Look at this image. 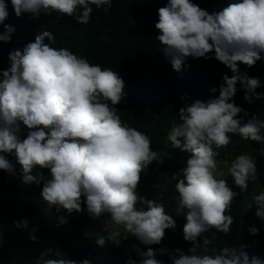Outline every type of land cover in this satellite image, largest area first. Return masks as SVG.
I'll return each mask as SVG.
<instances>
[{"label": "clouds", "instance_id": "1", "mask_svg": "<svg viewBox=\"0 0 264 264\" xmlns=\"http://www.w3.org/2000/svg\"><path fill=\"white\" fill-rule=\"evenodd\" d=\"M16 17L41 13L74 17L76 23L90 22L93 7L105 13L112 0H11ZM5 0H0V42L9 43L16 29L4 24L9 16ZM155 38L171 68L182 73L189 58L217 61L230 69L222 75L219 87L211 93L218 96L207 101H186L179 109V123H174L167 139L174 149L190 153L184 167L171 173L175 181L173 201L178 216L185 218L183 239L191 243L187 253L180 248L153 249L160 245L166 230L175 231L176 220L166 213L161 193L149 199L140 192L141 173L159 159L150 138L123 123L117 105L126 101L124 81L119 74L64 47H53L56 37L43 30L33 41L10 50L8 67L0 69V170L25 186L41 187L40 196L50 212L53 206L69 215L86 206L100 231L97 246L117 247L129 236L135 237L147 250L135 247L138 261L128 256L126 264H164L158 255H167L171 264H264L258 256H249L248 245L223 247L207 253L213 243L205 233L210 229L227 236L234 217L226 212L234 198L248 190L249 180H257L256 160L241 154L229 164L227 173L219 169L217 150L231 142L229 134L243 140L264 144V120L252 116L236 105L238 90L244 100H264L258 77L241 71L240 65L252 68L264 61V0H227L219 10L209 12L194 0H167L157 10ZM240 88H237V85ZM243 113V116L240 114ZM15 157V163L8 159ZM48 170V175L43 170ZM231 176L239 193L230 187ZM255 215L264 223V192L253 196ZM251 207V205L249 206ZM31 221L13 222L17 229H28ZM68 223L57 218L59 228ZM2 227V225H0ZM38 226L30 230L29 239L36 242ZM248 232L255 236L253 225ZM215 233H213V238ZM34 264H94L91 258L76 260L57 247H49L34 258Z\"/></svg>", "mask_w": 264, "mask_h": 264}, {"label": "trees", "instance_id": "2", "mask_svg": "<svg viewBox=\"0 0 264 264\" xmlns=\"http://www.w3.org/2000/svg\"><path fill=\"white\" fill-rule=\"evenodd\" d=\"M9 16L4 24L13 25L16 29L9 43L0 42V50L6 51L1 63L8 64V53L29 41H33L35 35L43 30L50 31L56 42L53 47H64L74 54L88 59L91 64H99L102 68H110L116 71L124 81L123 91L127 94L126 101L117 105L120 110L117 114L123 123L146 134L151 140V147L157 151L159 158L141 173V183L151 185L157 180L155 172L166 159L170 158L176 163L185 162L190 153L174 149L167 139V134L174 123H179V109L186 101L180 97L187 94V102L200 99L207 101L218 96L211 93L212 87H219L222 75H232L230 69L217 61L189 58L187 67L182 73L175 72L162 54V45L155 38L159 31L155 28L158 20L157 10L165 6L167 0H112V7L107 13L102 9L93 7L90 22L86 25L76 23L74 17L60 16L53 13L33 18L30 13H22L16 17L11 0H5ZM202 8L209 12L222 8L227 0H194ZM4 25L0 24V33H3ZM241 71L248 73L250 77H258L261 87L258 93H264V61H258L252 68L240 65ZM240 88V85H237ZM244 92L238 90L234 101L236 105L245 109L248 116L246 122L252 116L259 118V109L264 107V100H254L251 104L244 100ZM162 105V112L156 115L154 107ZM243 116V113L240 114ZM230 144L217 150L218 163L227 161L232 156L241 154L250 155L257 164V180H249L248 190L237 195L231 207L226 212L234 217L230 233H223L210 229L205 235L213 240L208 246L207 253L203 248L197 250L196 255L215 254L223 247H236L241 244L248 245L244 250L249 256H258L264 260V223L255 215L256 205L253 196L264 192V144L255 141L243 140L238 134H229ZM185 165H183L184 167ZM48 171V170H47ZM230 187L239 193V189L233 184L231 176L226 177ZM11 185L10 177L0 170V187ZM16 203V202H14ZM251 205V207H249ZM83 211L73 212L74 220L71 228L81 232L84 243L72 250L71 256L76 260L91 258L94 264H126L128 256L137 261L142 259L134 251L135 247L147 250L135 237L123 241L119 247L107 244L101 248L92 244L86 238L85 228L94 222L87 214L86 206ZM48 209V207H47ZM37 213L36 209H33ZM55 215L65 214L66 210L59 211L53 206L50 210ZM176 220L175 231L166 230L165 237L160 245H152L153 249L166 247L169 251L180 248L186 253L192 246L183 239L182 228L185 221L183 216H172ZM255 225L259 229L258 235H251L248 228ZM213 233L215 237L213 238ZM157 259L164 264H171L167 255H158ZM0 264H34V262L17 261L5 251L0 250Z\"/></svg>", "mask_w": 264, "mask_h": 264}, {"label": "rangeland", "instance_id": "3", "mask_svg": "<svg viewBox=\"0 0 264 264\" xmlns=\"http://www.w3.org/2000/svg\"><path fill=\"white\" fill-rule=\"evenodd\" d=\"M22 47L23 45L18 48L22 49ZM5 55L6 51L0 50V61ZM8 66L7 63L0 62V69H6ZM259 111L258 119L264 120V107L260 108ZM8 159L15 163L14 156H8ZM228 163L230 164V162ZM181 164L185 165L186 161ZM218 167L227 173L229 165L226 161H223L218 163ZM43 171L45 175H48L46 169ZM171 173L175 172L162 174L151 185L140 184V192L149 199L156 198L162 193L166 213L171 216H178L175 211V203L172 199L176 193L174 191L175 181L171 180ZM10 179L11 185H14L12 190V187L10 188L9 185V187H0V225H2L0 227V250L5 251L17 261L34 262V258L41 251L49 247L58 246L66 251L70 258L74 259L70 252L76 247L83 245L84 239L81 232L71 228V223L74 220L70 217L72 214L55 215L49 212L47 205L40 196L42 185L41 187H36L35 185L25 186L16 178ZM33 209H36L37 213ZM60 216L66 217L68 223L57 228L55 225L57 224V218ZM21 218H27L31 221L28 229H17L13 226V222ZM33 226L39 227V231L35 233L37 236L36 242L29 239L30 230ZM100 229L101 225L99 221H94L85 228V232H95L100 231ZM89 239L92 244H96L95 236Z\"/></svg>", "mask_w": 264, "mask_h": 264}, {"label": "water", "instance_id": "4", "mask_svg": "<svg viewBox=\"0 0 264 264\" xmlns=\"http://www.w3.org/2000/svg\"><path fill=\"white\" fill-rule=\"evenodd\" d=\"M154 111L156 113V115H160L162 112V105H157L154 107ZM236 157L232 156L230 158L227 159L228 162H232ZM183 167V165L181 163H176L174 161H172L170 158L166 159L164 161L163 164H161L156 172H155V176L159 177L164 173L167 172H177L179 169H181Z\"/></svg>", "mask_w": 264, "mask_h": 264}]
</instances>
